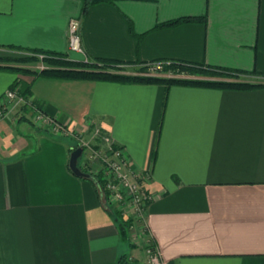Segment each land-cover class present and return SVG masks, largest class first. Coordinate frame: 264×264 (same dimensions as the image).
<instances>
[{
  "label": "crops",
  "instance_id": "obj_1",
  "mask_svg": "<svg viewBox=\"0 0 264 264\" xmlns=\"http://www.w3.org/2000/svg\"><path fill=\"white\" fill-rule=\"evenodd\" d=\"M0 0V57L41 50L126 64L182 61L264 74V0ZM80 21L83 56L68 49ZM181 18H195L158 27ZM24 53V52H22ZM4 65V64H0ZM70 133L95 129L147 173L137 246L99 187L69 168L70 138L7 103L0 119V264H264V87L228 90L44 78L0 69ZM78 166V164H77ZM124 260V259H123ZM120 261V264H122Z\"/></svg>",
  "mask_w": 264,
  "mask_h": 264
},
{
  "label": "trees",
  "instance_id": "obj_2",
  "mask_svg": "<svg viewBox=\"0 0 264 264\" xmlns=\"http://www.w3.org/2000/svg\"><path fill=\"white\" fill-rule=\"evenodd\" d=\"M101 2L110 3L112 2V0H85L83 12L87 9L88 6ZM196 20L197 19L195 18H181L175 21L166 22L158 27H171ZM9 49L28 53L29 56H22L15 59L0 57V64L6 65V63H9L11 61H17L20 63L34 62L38 60V56L42 57L43 66L39 67V69L37 70L0 65V69H6L22 75L32 74L34 76L44 78L103 81L121 84H161L166 88L176 85L228 90H252L264 87V82L262 81L251 83L245 81L244 78H242H264V74H259L256 72L245 73L238 70L213 68L182 61H162L166 63L162 67L161 72L170 73L171 77L161 78L159 76L125 73L126 66H138L139 68L137 70L141 72L144 70H148L149 66L152 63L161 61L126 64L114 60L91 59L92 61L75 62L69 60L65 55L62 54L50 53L41 50H22L13 47H10ZM108 69L117 70V72H108ZM195 77H204L206 79H198ZM17 85L18 80L15 79L14 82L9 86V89L16 90ZM26 93H28V91L22 92V94ZM97 181L100 185V181L98 179ZM108 212L115 223H117L118 225L123 224V221L117 213L110 210H108ZM122 260V264L128 263V261L125 260V256H121L118 263L120 264V261Z\"/></svg>",
  "mask_w": 264,
  "mask_h": 264
},
{
  "label": "built area",
  "instance_id": "obj_3",
  "mask_svg": "<svg viewBox=\"0 0 264 264\" xmlns=\"http://www.w3.org/2000/svg\"><path fill=\"white\" fill-rule=\"evenodd\" d=\"M68 49L70 52L77 53L83 56L84 51L81 45L80 38V21L78 19H71L68 23ZM166 62L152 63L148 71H162V67ZM156 76L154 74H149ZM171 76V74H168ZM7 103H13L22 112L21 115L30 112L34 121L48 124L52 130L67 131L63 125L53 121L49 117L42 114L36 105L25 95L17 90L7 89L0 98V119L4 117L6 113ZM107 142L109 141L106 138ZM110 142V141H109ZM96 160H100L101 168L100 174V189L101 196L105 204V197L112 205L126 204L134 212L135 217L143 219L145 209L151 200V196L144 189L145 182L149 179L147 173L141 174L142 176L135 174L128 167L125 158L123 156V150L120 146L110 142L108 148L105 147L104 151H95L94 155ZM101 172V173H100ZM97 177V176H96ZM144 254L147 264H163L160 260L158 251L156 248L148 243L144 248Z\"/></svg>",
  "mask_w": 264,
  "mask_h": 264
},
{
  "label": "rangeland",
  "instance_id": "obj_4",
  "mask_svg": "<svg viewBox=\"0 0 264 264\" xmlns=\"http://www.w3.org/2000/svg\"><path fill=\"white\" fill-rule=\"evenodd\" d=\"M8 58H19L22 56H29L28 53H22V52H13L10 55H8ZM83 62H87V61H92L89 58H84L82 59ZM5 65V64H4ZM5 66H11V67H18V68H25V69H32V70H37L39 69V67L43 66V62H42V57L38 56V60L34 61V62H28V63H20L17 61H11L9 63H6ZM139 67L138 66H126L125 67V73L126 74H138V75H149V74H154L156 76H159L161 78L164 77H171L168 76V74L170 73H163V72H159V71H148V70H144L139 72L137 69ZM108 72H117V70H113V69H108ZM198 79H206L204 77H195ZM244 78L245 81L254 83V82H264V78H256V77H242ZM25 115H27L30 119V123L33 125H36L37 127H39V129H45L46 131L52 133V134H57L61 137H65V138H70L71 140V144H72V151H74L77 148L81 149V155L78 158L77 164L79 169L86 173L91 175L92 177H95L96 179L99 180L100 178V174L99 170L101 168V163L100 160H96L94 155L95 151H104L105 147L108 148L110 142L106 140V138L104 136H102L100 133H98L95 129H93V127L91 129H87L85 134H79V133H70L69 130H67V128L65 126V129L67 131H63V130H52L50 129L48 124L45 123H40L39 121H34L32 118L33 115L31 116L30 112L25 113ZM101 173V172H100ZM135 174H138L140 176H142L141 174H143V172H134ZM97 176V177H96ZM100 181V180H99ZM105 205L107 206L108 210L117 213L121 220L123 221L121 225L122 228H125L126 230V235H127V240L130 242V244H133L135 246H137L138 244V239H137V228H140V223L142 221L137 217H135L136 215L134 214V212L130 209V207L126 204L123 205H115V204H110L108 202V199L105 197ZM135 215V216H134ZM144 249V248H143ZM144 251V250H143ZM142 264H147L146 262V258L143 259Z\"/></svg>",
  "mask_w": 264,
  "mask_h": 264
},
{
  "label": "water",
  "instance_id": "obj_5",
  "mask_svg": "<svg viewBox=\"0 0 264 264\" xmlns=\"http://www.w3.org/2000/svg\"><path fill=\"white\" fill-rule=\"evenodd\" d=\"M81 152L82 151H81L80 148H77V149H75L74 151L71 152L70 159H69V168H70V170L77 177L83 178V179L92 180L97 186H99L97 181H96V179L94 177H92L89 174H86V173L82 172L79 169V167L77 166V161H78L79 156L81 155Z\"/></svg>",
  "mask_w": 264,
  "mask_h": 264
}]
</instances>
